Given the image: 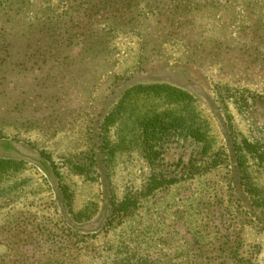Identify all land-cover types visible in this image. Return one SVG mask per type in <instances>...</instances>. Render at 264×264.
Listing matches in <instances>:
<instances>
[{"label": "rangeland", "instance_id": "rangeland-1", "mask_svg": "<svg viewBox=\"0 0 264 264\" xmlns=\"http://www.w3.org/2000/svg\"><path fill=\"white\" fill-rule=\"evenodd\" d=\"M154 83L193 102L136 89ZM167 109L193 112L211 149L144 196L173 169L135 123ZM180 146L167 161L198 148ZM0 158L17 162L0 174V264H219L226 234L264 264V0H0ZM111 199L136 203L112 223Z\"/></svg>", "mask_w": 264, "mask_h": 264}, {"label": "trees", "instance_id": "trees-1", "mask_svg": "<svg viewBox=\"0 0 264 264\" xmlns=\"http://www.w3.org/2000/svg\"><path fill=\"white\" fill-rule=\"evenodd\" d=\"M136 89L139 91L148 92L152 97L165 99L168 103L186 104L190 105L193 102L191 94L183 89L174 87L167 83H154L148 85H138ZM120 107V106H119ZM188 107V106H187ZM119 109V108H117ZM120 110V109H119ZM190 111V110H188ZM117 111L109 114L105 117L104 122L109 125L116 121ZM193 112L176 114L170 112V109L158 111L152 110L151 112L143 114L136 120V129L139 133L136 140V144L140 146L148 158L152 166H162L168 170L173 169L170 173L171 176L167 177L166 170L160 171L158 174H153L151 179L145 185V190L142 191L144 196L152 194L157 188L167 183H173L178 181L173 177L177 172H182L185 175H194V172H199L198 167L195 164L200 161L204 155L211 149V142L207 131L203 129V126L195 120ZM182 141L190 142L196 145L197 150L193 151L190 158L185 159L181 154L175 159L167 161L165 158L168 149L180 146ZM135 144V145H136ZM183 146V145H181ZM178 147V148H181ZM187 147V146H183ZM38 166L44 171L47 178L55 186L58 185L59 180L55 169L49 164V162H42L36 160ZM16 161L13 159L0 158V174L16 167ZM251 192L254 196V204L261 209L264 213V192L258 188H251ZM64 196V195H63ZM136 200H124L117 205L114 200L111 199L109 212V220L113 223L114 215L120 212H126L131 209ZM116 205L119 208H116ZM225 247L221 253V260L219 264H252L250 258L242 256L240 254V239H233V235H225ZM196 243H198L196 241ZM136 260V262H134ZM57 263V264H64ZM113 264H154L149 257L140 256L138 253L128 254L124 258H118L113 261ZM162 264H167L163 262ZM185 264H188L185 263Z\"/></svg>", "mask_w": 264, "mask_h": 264}]
</instances>
